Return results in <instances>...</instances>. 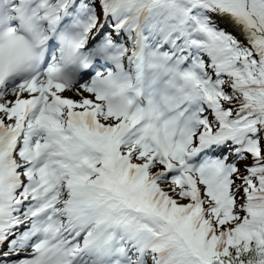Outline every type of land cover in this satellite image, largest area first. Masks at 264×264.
I'll return each instance as SVG.
<instances>
[{
  "label": "snow or ice",
  "instance_id": "snow-or-ice-1",
  "mask_svg": "<svg viewBox=\"0 0 264 264\" xmlns=\"http://www.w3.org/2000/svg\"><path fill=\"white\" fill-rule=\"evenodd\" d=\"M0 264H264V0H0Z\"/></svg>",
  "mask_w": 264,
  "mask_h": 264
}]
</instances>
